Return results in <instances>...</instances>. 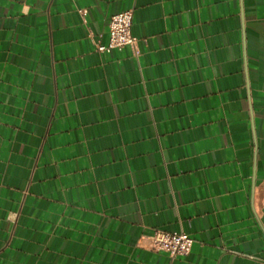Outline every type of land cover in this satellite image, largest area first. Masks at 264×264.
<instances>
[{"label":"crops","instance_id":"0c3cea01","mask_svg":"<svg viewBox=\"0 0 264 264\" xmlns=\"http://www.w3.org/2000/svg\"><path fill=\"white\" fill-rule=\"evenodd\" d=\"M0 264H264V0H0Z\"/></svg>","mask_w":264,"mask_h":264},{"label":"built area","instance_id":"2783aa9c","mask_svg":"<svg viewBox=\"0 0 264 264\" xmlns=\"http://www.w3.org/2000/svg\"><path fill=\"white\" fill-rule=\"evenodd\" d=\"M133 10L128 9L111 17L109 24V42L107 45L97 43L98 51L122 49L130 45L136 48L138 38L132 34ZM152 249L164 251L172 258L188 255L193 247L194 240L183 231L156 230L150 236Z\"/></svg>","mask_w":264,"mask_h":264}]
</instances>
